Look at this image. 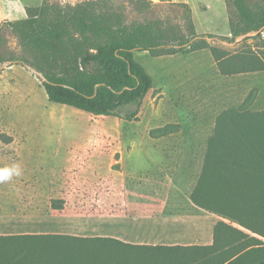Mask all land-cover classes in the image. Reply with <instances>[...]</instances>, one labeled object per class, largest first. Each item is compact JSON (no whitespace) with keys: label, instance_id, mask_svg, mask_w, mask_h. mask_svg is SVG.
<instances>
[{"label":"trees","instance_id":"1","mask_svg":"<svg viewBox=\"0 0 264 264\" xmlns=\"http://www.w3.org/2000/svg\"><path fill=\"white\" fill-rule=\"evenodd\" d=\"M129 1L136 10L144 11L154 0ZM226 3L228 37L199 34L192 7L186 2H173L185 9L183 23L173 28L168 19L129 21L125 3L118 0L76 4L43 0L39 6L27 7L26 18L5 22L34 52V59L0 54V67L10 60L37 70L47 79L34 73L52 102L95 116L139 120L154 80L136 60V51L159 57L209 48L223 75L264 70V50L257 53L249 43L261 38L264 0ZM254 32L259 33L248 36ZM238 37L245 46L239 47L241 51L233 52L232 46L221 44L226 40L235 45ZM249 98L250 104L245 101L241 108L217 116L203 172L191 198L253 234L224 220L216 224L211 245L154 247L110 236L0 234V264H264V112H251L248 105L256 98L254 91ZM181 128V123H167L153 128L150 135L161 138ZM64 205V201L52 200L55 209ZM105 254L106 258H97Z\"/></svg>","mask_w":264,"mask_h":264},{"label":"rangeland","instance_id":"2","mask_svg":"<svg viewBox=\"0 0 264 264\" xmlns=\"http://www.w3.org/2000/svg\"><path fill=\"white\" fill-rule=\"evenodd\" d=\"M51 1L76 4L83 0ZM118 1L125 3L129 21L168 19L173 28L184 21L185 9L173 4L176 0H154L144 11L136 10L129 0ZM187 1L199 25L203 19L208 26L218 22L222 27L218 19L222 17L221 7L216 6V0ZM202 1L214 6L212 13L202 12ZM5 22L0 25V54L33 60L34 52ZM241 40L238 37L235 45L226 40L221 44L232 46L233 52L241 51L245 48ZM249 43L257 53L264 50L262 35ZM137 52L135 58L152 75L154 89L144 100L140 119L133 121L95 116L52 102L37 75L23 65L5 61L8 65L0 69V167L19 164L22 172L0 183V224L18 222L27 212L25 204L32 202L53 212L48 220L54 219L70 231L74 228L90 233L109 231L112 224L117 225L113 220L135 218L142 210L139 205L146 207L152 202L151 207L163 204L181 215L190 212L186 204L193 201L189 196L200 180L204 162L190 171L185 166L183 170L174 168L172 158L167 161L166 152L161 150L171 141L151 137V130L178 120L188 122L189 113L203 112L195 143L204 146L197 152L199 160H204L220 113L249 103L252 91L256 98L248 105L249 110L264 112V72L227 77L213 66L212 56L204 53L155 57L148 51ZM161 172L165 176L156 175ZM154 193L159 200L154 199ZM53 199L64 201V208H53ZM219 218L253 234L232 219ZM97 258H106V254Z\"/></svg>","mask_w":264,"mask_h":264},{"label":"crops","instance_id":"3","mask_svg":"<svg viewBox=\"0 0 264 264\" xmlns=\"http://www.w3.org/2000/svg\"><path fill=\"white\" fill-rule=\"evenodd\" d=\"M176 1L186 2L191 6L187 0ZM42 2L43 0H0V25L5 21H16L26 18L27 7L39 6ZM216 2V6L221 7L222 17L218 19H221L222 27L218 22L214 26H208L207 22H204L203 19H201L202 24L199 25L195 17L194 8L191 6L196 30L199 34L212 33L223 37L231 36L230 16L226 0H216ZM213 7L214 6L206 1L200 2V9L205 14L212 13ZM137 53L138 52L136 51L135 57ZM192 53L199 55L204 53L209 55V57L211 55L213 59H211L213 66L218 69L221 75H223L220 72L217 62L213 54H211L212 52L209 48L199 49L187 54ZM176 54L163 56H174ZM259 72L261 73L264 71ZM249 73L252 72L239 73V75L241 74V76H245ZM235 75L238 74L223 76L233 77ZM203 116L204 113L201 111H197L195 113L192 112V114L189 113L188 117H190V121H175L176 123L182 124V128L179 132L161 137V139L164 138L171 141L164 148H161V150L166 152L164 156L167 158V161L172 158L174 168L178 169L179 167H183V170L185 166L188 168L187 170L190 171V168L195 165L197 167L199 164L203 165L204 160L203 158L199 160L197 152H199V150L202 151L204 146L195 143V135L200 133ZM170 152H173L174 155L171 156ZM156 175L160 177L165 176L162 172L157 173ZM153 197L154 199L159 200L160 196L158 195L157 197L155 194ZM189 198L191 199V194ZM153 204L154 203L152 202L151 205L153 206ZM151 205L146 207L139 205L138 207L141 206L140 208L142 210L136 213L137 217L135 218H118L117 220H113L119 226L116 225L114 227V224H112L109 231H104L103 233H90L87 231L79 232V230L74 228L71 229L73 231H70L67 229L68 227L65 228V225L63 226L59 222L56 223L54 219L48 220V217L54 215L53 212H49L48 210L40 207V204L37 202H32V204H25L27 212L22 214L18 222L15 221L10 224L8 223L7 225L0 224V229L6 230L0 231V234L62 233L78 236H110L127 243L149 245L154 247L176 245H211L214 243L215 226L220 221V215L218 213H213V211H211L212 214H207V212L201 211L205 208L195 204L193 201L186 204V208H188L190 212L184 215L178 213L177 209L173 208L171 210L163 204H158L155 207H151ZM180 206L181 205L177 206V208H179L178 211L181 209ZM11 219L16 218L15 216H12ZM25 221L28 222L25 223Z\"/></svg>","mask_w":264,"mask_h":264},{"label":"clouds","instance_id":"4","mask_svg":"<svg viewBox=\"0 0 264 264\" xmlns=\"http://www.w3.org/2000/svg\"><path fill=\"white\" fill-rule=\"evenodd\" d=\"M21 172L22 170L19 164L0 167V183L11 181L13 177H19Z\"/></svg>","mask_w":264,"mask_h":264},{"label":"water","instance_id":"5","mask_svg":"<svg viewBox=\"0 0 264 264\" xmlns=\"http://www.w3.org/2000/svg\"><path fill=\"white\" fill-rule=\"evenodd\" d=\"M257 33H258V32H254V34H257ZM208 40L211 41L212 39L209 38ZM13 64H14V63H11V65H13ZM7 65H8V64L4 63V64L0 67V69L6 67ZM30 70H31L33 73H35V74L41 76L43 80H47V79H46L41 73H39L37 70H35V69H33V68H30Z\"/></svg>","mask_w":264,"mask_h":264},{"label":"built area","instance_id":"6","mask_svg":"<svg viewBox=\"0 0 264 264\" xmlns=\"http://www.w3.org/2000/svg\"><path fill=\"white\" fill-rule=\"evenodd\" d=\"M261 35L264 37V29L261 30Z\"/></svg>","mask_w":264,"mask_h":264}]
</instances>
